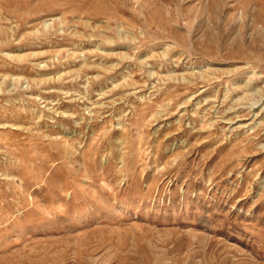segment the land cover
I'll return each instance as SVG.
<instances>
[{"label": "rangeland", "instance_id": "rangeland-1", "mask_svg": "<svg viewBox=\"0 0 264 264\" xmlns=\"http://www.w3.org/2000/svg\"><path fill=\"white\" fill-rule=\"evenodd\" d=\"M0 264H264V0H0Z\"/></svg>", "mask_w": 264, "mask_h": 264}]
</instances>
